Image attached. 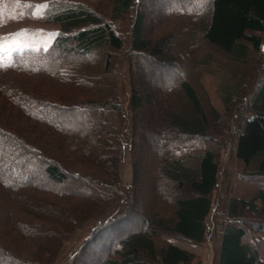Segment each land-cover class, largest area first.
<instances>
[{"label":"trees","instance_id":"1","mask_svg":"<svg viewBox=\"0 0 264 264\" xmlns=\"http://www.w3.org/2000/svg\"><path fill=\"white\" fill-rule=\"evenodd\" d=\"M135 1L138 0H113L111 20L124 19L133 10ZM194 6L198 9L194 17L202 24L201 34L213 46L227 53L232 61L248 60L251 49L264 55L260 47L264 45V0H199ZM22 12L24 5L18 0H0V23L24 18L25 12ZM43 18L59 24V34L53 44L48 49L14 52L9 60L0 61V236L3 237L15 231L22 236L33 234H27L28 230L18 225L20 217L29 219L31 214L63 228V236L72 234L75 226H81L87 217L94 215L88 207L105 199V186H122L118 165L121 154L127 144L133 148L139 142L137 116L129 122L131 125L126 122L128 116L123 101L114 98L115 86L108 95L101 89L94 92L90 86L94 83L90 80V73L79 75L72 65L75 60L82 64L97 59V51L103 47L120 49L123 46V39L111 20L103 21L96 11L82 3L55 2L46 7ZM133 22L130 42L133 53L158 58V62L164 64L167 60L179 58V54L172 51L170 37L152 42L142 35L145 24L142 12ZM110 59L106 57L105 65ZM260 60L263 63H260L258 72L261 69L264 72V56ZM255 73L254 79L260 78ZM246 75L235 80L233 74L235 79L226 78L220 86L227 107H231L233 100L240 95L252 97L250 114L236 116L240 120L232 131L236 136L235 156L244 163V172L248 176L264 178V78L252 91ZM180 88L191 108L181 111L173 104L165 115L183 135H190L194 141L204 138L203 147L181 150L182 144H172V159L163 158L157 168L162 175L159 182L172 179L180 188L188 186L194 194L173 200L172 216L164 214L165 210L159 206L140 216L135 207V192L142 156L141 153L140 156L133 155L134 184L124 188L127 195L125 201L122 196V213L97 221L83 247L86 249L89 244L108 238L107 230L111 234L118 232L109 238L107 248L96 250L100 257L92 261L95 264H194L189 250L174 242L158 247L154 238L159 237L160 232L175 233L199 243L206 238L207 217L214 208L212 195L219 184V164L214 149L205 144V138L210 136L211 119L214 117L217 122L222 119L217 113L207 114L188 80H183ZM131 94L128 108L134 115L151 99L150 95L139 91L136 84ZM99 98L103 100L98 102ZM121 121L128 126L120 133ZM207 141H213V137ZM71 158L73 161L69 163L75 169L65 165ZM86 182L91 186L87 201L81 189ZM37 192L68 197L64 202L70 205L72 196V199L82 197L83 204L76 208V212L66 211V205L62 203L56 204L47 197L50 203L39 200L35 196ZM156 193L158 197L162 195L160 200L163 201L166 194L158 187ZM117 204L113 206L111 202L108 209L115 212ZM225 205L226 219L218 217L222 226L218 263L264 264V234L258 233V230L264 231V222L255 225L253 233L243 219L245 212L264 219V187L259 188L251 199L229 196ZM47 206L50 209L63 208L72 218L67 224L61 223L58 216L46 213ZM17 210L22 211L20 215ZM127 219H136L130 226L136 230L125 234L116 231L119 223ZM5 249L0 242V264H12L14 255ZM81 250L76 254L78 261ZM91 254V251L86 253V259Z\"/></svg>","mask_w":264,"mask_h":264},{"label":"rangeland","instance_id":"2","mask_svg":"<svg viewBox=\"0 0 264 264\" xmlns=\"http://www.w3.org/2000/svg\"><path fill=\"white\" fill-rule=\"evenodd\" d=\"M18 1L24 5L25 13L22 12L24 13V18L19 17L17 21L12 19L0 23V37L3 38V48L0 49V61L4 59L9 60L14 52H23L27 49H48L53 44L54 38L59 34L60 27L59 24L49 23L43 18L48 5L54 2L63 4L82 3L86 7L96 11L103 21L108 22V20H111L110 17L114 4L113 0ZM196 1L199 0L135 1L133 10L124 19L111 20L123 39V46L120 49L111 46L103 47L97 51V59H89L88 62L84 61L82 64L77 60L72 63L79 75H83L87 71L90 73V80L94 82L90 86L94 92L101 89L108 95L107 93H111L115 86L117 93L114 95V98L122 99L125 114L128 116L126 122H131L133 117L137 116V122L139 123L137 136L139 142L133 145V148H130L127 144L126 149H124L125 152L121 154L122 159L118 165L122 186L120 188L118 184L114 185V188L105 186L103 192L106 194H103L108 197H104L105 199L100 204L93 205V207L92 204L89 205L88 209L94 211V215L87 217L81 223V226H75L72 234L63 236V228L55 226L50 222V224L43 222L41 218L33 217V214H29L32 218L20 217L18 225H21L24 230L27 229V234H33L22 236L15 231V233L13 232L6 237L0 236V242L5 246V251L15 257H12V264H21L22 262L25 263V261L28 264L31 262V264H95L96 262L92 261L100 257L96 255V250L107 248L109 238L115 236L118 232L111 234L107 230L105 233H107L108 238H103L102 241L89 244L86 249L84 248L85 250L83 247L97 221L114 213L115 215L122 213L120 208L122 207L123 199L124 201L126 200L124 196L127 195L124 188L134 184L133 155L134 157L137 155L142 156L140 160L141 172L138 176V185L135 192V207L139 209L138 213L140 216L158 209V206L165 210L164 214L172 216L174 212L173 200L178 197L194 194L188 186L180 188L172 179L159 182V179H162V175L157 168V165L162 163L163 158L172 159L170 156L172 144H182L179 148L181 150L185 148L192 150L194 147L197 149L203 147L202 140L204 141V138L200 137L198 141H194L195 138L190 137V135H183L178 131L177 127L171 125L170 121H168V116L165 115L168 112L169 106L172 108L175 105L181 111L191 108L189 106L190 102L186 100L185 92L180 88L183 80H188L193 85L195 92H197L200 98L201 106H203L207 114L217 113L222 119L221 122L213 120L214 117L211 119L212 122L208 128L210 136H206L205 138V144H208L216 153V161L219 164V184L214 189L212 195L214 208L207 217V235L202 242L186 240L171 232H160L159 237L154 239L158 247L174 242L180 247L189 250L193 254L194 264H219L218 256L222 226L218 219L224 216L225 207L227 206L225 204L229 196L251 199L257 194L259 188L264 187V178L248 176L244 172V163L239 161L235 156L234 146L236 136L233 135L232 131L235 130L234 128L240 120V117L237 118L236 116L244 117L246 112L250 114L249 108L252 97L247 98L240 95L233 100L234 103L231 107H227L221 86L226 81V78H233V74L236 77V79L235 77L233 79L237 80L240 76L244 78L243 75L247 73V81H249L248 84L251 86V90L256 89L260 83L259 81L264 78L262 69L261 72H258V69L261 68L260 63H263L260 57L263 59L264 55L251 49L248 60L239 59L238 61H232L227 53L222 52L209 43L204 35L201 34V21L194 17L198 11L197 8H194ZM139 12L144 14L145 24L142 35L152 42L170 37L172 40L171 46H173L171 47L172 51L173 53H178L179 58H175V60L171 59L169 62L165 59L167 61L164 64L158 62V58L154 57V59H150L147 56L135 54L130 50L133 21ZM21 29L26 31L21 32ZM107 56L111 59L105 65ZM254 73L257 78L258 76L260 78L254 79ZM135 84L138 86L139 91L150 95L152 101L145 102L141 106V109H138V112L133 115L130 113L128 104L132 95V87ZM102 100L99 98L98 102ZM242 111L243 113H241ZM215 118L217 117L215 116ZM126 122L121 121L120 133L123 129L127 128L128 123L126 124ZM209 137H213V141H207ZM187 143L189 145H186ZM136 151L138 152L137 154ZM117 153L119 155L120 151L118 150ZM139 153L141 154L139 155ZM187 154L189 155V153ZM72 161V158L68 159L65 165L75 169L69 163H72ZM88 183L86 182L81 187L83 191L82 195L85 196L84 199L86 201L91 187ZM157 187L166 194L163 201L160 200L162 195L158 197V193H156ZM57 188L59 187L57 186ZM71 190L73 191V189ZM35 196L47 203H50L47 201V198L56 204L62 203V205H66V207L64 206L66 211L76 212V208L83 204L82 197L80 199H72V196L70 199L73 205H70L64 202V198L67 199L68 197H59L52 192H37ZM110 196L113 198V201H109ZM122 196L124 197L123 199ZM111 202L113 206L115 203H118L115 212H111L108 209V205ZM258 202L260 201L258 200ZM49 207L47 206L46 213L52 214L53 217L58 216L61 223L67 224V220L69 221L72 218L70 215H67L68 212L65 213L63 208L60 210L59 208L50 209ZM21 212L19 211L17 215H20ZM224 217L226 219V214ZM243 219L251 232L256 228L255 225L264 222V219L255 218L246 212ZM134 221L136 219L122 220L116 231L125 234L133 231V229L136 230L134 226L130 227ZM30 223L34 226H27ZM253 224L254 226H252ZM35 228L36 232H34ZM130 228L132 229L130 230ZM258 233L264 234V231L261 230L259 232L258 230ZM250 244L255 246L252 241H250ZM80 250L81 254L78 261L76 254ZM89 251L93 254L87 260L86 253Z\"/></svg>","mask_w":264,"mask_h":264},{"label":"snow or ice","instance_id":"3","mask_svg":"<svg viewBox=\"0 0 264 264\" xmlns=\"http://www.w3.org/2000/svg\"><path fill=\"white\" fill-rule=\"evenodd\" d=\"M44 6H46V5H44ZM20 31L23 32V31H26V30L21 29ZM2 48H3V38L0 37V49H2Z\"/></svg>","mask_w":264,"mask_h":264},{"label":"built area","instance_id":"4","mask_svg":"<svg viewBox=\"0 0 264 264\" xmlns=\"http://www.w3.org/2000/svg\"><path fill=\"white\" fill-rule=\"evenodd\" d=\"M260 47L262 48V50H264V45L263 44Z\"/></svg>","mask_w":264,"mask_h":264}]
</instances>
